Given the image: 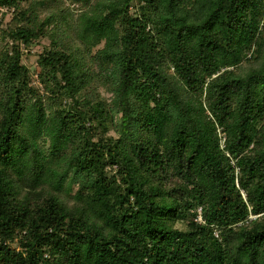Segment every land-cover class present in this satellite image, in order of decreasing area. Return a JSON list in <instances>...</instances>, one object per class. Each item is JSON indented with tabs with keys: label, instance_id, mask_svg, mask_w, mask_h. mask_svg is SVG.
I'll return each instance as SVG.
<instances>
[{
	"label": "trees",
	"instance_id": "obj_1",
	"mask_svg": "<svg viewBox=\"0 0 264 264\" xmlns=\"http://www.w3.org/2000/svg\"><path fill=\"white\" fill-rule=\"evenodd\" d=\"M0 7V264H264V0Z\"/></svg>",
	"mask_w": 264,
	"mask_h": 264
},
{
	"label": "rangeland",
	"instance_id": "obj_2",
	"mask_svg": "<svg viewBox=\"0 0 264 264\" xmlns=\"http://www.w3.org/2000/svg\"><path fill=\"white\" fill-rule=\"evenodd\" d=\"M13 13H15L14 9L8 10L6 8L0 7V24L3 23V20H6L3 23L2 27H4V28L6 27V22L11 19V16L14 15ZM48 42H49V39L45 38L41 41V43L34 44L32 47L24 49L23 56H22L23 63L32 72V83H33V85L36 87H40L41 89H43V87H42L43 83H41L39 81V78H38L39 66H38V62H37V55L42 53L43 47L45 45H47ZM70 101H71V99H64L63 104L69 105L68 103H70ZM107 171L110 174H117V176H119L117 166L108 167ZM251 218H255V216H251ZM216 235H218V233H216ZM13 247H17L19 249L18 245H16V244H14Z\"/></svg>",
	"mask_w": 264,
	"mask_h": 264
},
{
	"label": "built area",
	"instance_id": "obj_3",
	"mask_svg": "<svg viewBox=\"0 0 264 264\" xmlns=\"http://www.w3.org/2000/svg\"><path fill=\"white\" fill-rule=\"evenodd\" d=\"M196 220L199 222H203L202 217L200 215L196 218Z\"/></svg>",
	"mask_w": 264,
	"mask_h": 264
}]
</instances>
